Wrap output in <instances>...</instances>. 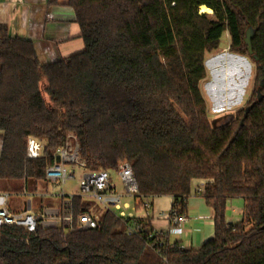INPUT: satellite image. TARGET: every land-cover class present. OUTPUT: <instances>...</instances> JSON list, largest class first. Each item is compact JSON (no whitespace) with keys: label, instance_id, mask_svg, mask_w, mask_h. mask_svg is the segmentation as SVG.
Instances as JSON below:
<instances>
[{"label":"trees","instance_id":"obj_1","mask_svg":"<svg viewBox=\"0 0 264 264\" xmlns=\"http://www.w3.org/2000/svg\"><path fill=\"white\" fill-rule=\"evenodd\" d=\"M69 6L84 50L49 64L40 63L31 40L11 36L0 22V191L37 196L42 184L47 190L45 171L74 134L88 171L117 172L127 162L141 197L170 196L181 213L194 183H204L200 197L213 211L214 238L183 251L167 240L168 264H264V0H70ZM249 27L253 55L244 42ZM226 34L231 54L256 66V99L240 121L213 128L200 84L206 55ZM30 138L44 144L37 159L28 158ZM231 199L245 204L236 224L226 219ZM98 208L73 199L75 216L98 217L88 231L0 227V264H165L144 238L127 235L129 220ZM143 223L152 229L149 219Z\"/></svg>","mask_w":264,"mask_h":264},{"label":"built area","instance_id":"obj_2","mask_svg":"<svg viewBox=\"0 0 264 264\" xmlns=\"http://www.w3.org/2000/svg\"><path fill=\"white\" fill-rule=\"evenodd\" d=\"M53 20V16H48ZM44 144L36 139L30 138L28 141V158L37 159L42 156ZM55 159L60 158V162L49 166L45 171L46 181L61 189L58 197L61 200L58 206H46L44 202L39 211H35L28 203L23 211L15 212L9 208V202L13 197L6 192H0V227L14 226L27 230L35 234L41 227L43 229L61 228L66 233L75 231H88L97 228L98 217L89 213H82L77 216L73 212V199L82 198L84 201L92 202L103 211L113 213L118 219L129 220L126 226L128 236L142 237L146 240L149 248L160 255L165 264L168 260L163 252L166 241L170 243V236L181 237L184 233V225L188 218L185 213L172 206L167 213H160L159 217L167 221L169 230L149 229L143 222L151 217L152 204L139 195L138 185L133 174L132 166L125 162L121 164L116 172L123 191L119 192L113 182L112 172L101 170L90 172L87 170V163L81 158L80 146L74 134H68L64 145L59 148L54 155ZM71 166V169L68 168ZM76 170L84 173L80 177L77 192L67 195L65 185L70 180H77ZM204 192V187L197 188L193 195L200 196ZM25 195L26 192H25ZM49 195L39 194L44 199ZM173 248L174 244L170 243ZM178 250L183 251L185 247L178 244Z\"/></svg>","mask_w":264,"mask_h":264},{"label":"crops","instance_id":"obj_3","mask_svg":"<svg viewBox=\"0 0 264 264\" xmlns=\"http://www.w3.org/2000/svg\"><path fill=\"white\" fill-rule=\"evenodd\" d=\"M52 15L53 20L48 16ZM0 22L7 26L11 36L31 40L41 64H49L56 60L70 57L84 50V43L80 36V29L75 21L74 10L69 6L68 0H0ZM3 134L0 133V151ZM116 185V184H115ZM201 182H195V191ZM42 191V192H41ZM39 190L37 196L30 193L12 195L18 200L17 206H10L12 211H23L28 203L35 211H39L42 205L35 201L39 194H47L49 198L42 203L46 206H58L61 200L56 197L61 189L49 185L46 191ZM1 192V191H0ZM8 193V192H6ZM12 197V198H13ZM14 200V199H13ZM152 204L150 225L154 230L167 232L169 224L159 217V214L167 213L173 205L170 196L148 199ZM37 204V206H35ZM242 199H231L226 205V219L228 223L236 224L242 220L244 212ZM185 214L188 221L184 225V233L181 237L171 238L170 243H178L189 249H199L204 243L214 238L215 226L213 211L207 206L203 197L191 195L186 203Z\"/></svg>","mask_w":264,"mask_h":264},{"label":"rangeland","instance_id":"obj_4","mask_svg":"<svg viewBox=\"0 0 264 264\" xmlns=\"http://www.w3.org/2000/svg\"><path fill=\"white\" fill-rule=\"evenodd\" d=\"M69 2L70 0H68V4ZM200 13L207 14L202 13L201 9ZM211 14L212 13H210V15ZM205 64L207 78L201 82L200 90L206 102L211 126L213 128H221L235 120L240 121L242 117L241 112L256 99L254 96V92L257 88L255 84L256 66L254 62L248 56L242 57L231 54L229 51V37L226 34L222 39L221 47L206 55ZM45 99L50 103L47 95H45ZM68 168L71 169V166H68ZM83 173L82 170H76L77 180H70L67 182L65 185L67 195L77 192L81 184L79 180ZM112 178L118 191L122 192L123 186L116 172H112ZM200 187H205L204 183L201 182L198 188ZM45 189L44 184L39 188L40 191H46ZM19 201V198L18 200L14 197L11 198L10 206H17ZM35 201H37V203L39 202V205H42L43 199L41 197H35ZM35 206H37V204ZM98 209L101 214L103 209ZM21 210L22 206L18 211ZM171 238H176V236L172 235Z\"/></svg>","mask_w":264,"mask_h":264},{"label":"water","instance_id":"obj_5","mask_svg":"<svg viewBox=\"0 0 264 264\" xmlns=\"http://www.w3.org/2000/svg\"><path fill=\"white\" fill-rule=\"evenodd\" d=\"M255 35V30L252 27H249L246 31V36L244 39L245 45L247 47V50L249 52L250 55H253V49H252V39ZM257 96H258V101L262 100V95H261V87L257 90ZM255 105V103L253 104ZM249 112V108L246 109V113L245 116L247 117ZM56 162L59 163L60 162V158L57 157Z\"/></svg>","mask_w":264,"mask_h":264},{"label":"bare ground","instance_id":"obj_6","mask_svg":"<svg viewBox=\"0 0 264 264\" xmlns=\"http://www.w3.org/2000/svg\"><path fill=\"white\" fill-rule=\"evenodd\" d=\"M201 12H202V13L210 14V13H212V10H210V9L207 8V7H201Z\"/></svg>","mask_w":264,"mask_h":264}]
</instances>
